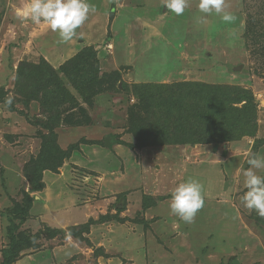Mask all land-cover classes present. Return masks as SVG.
I'll return each instance as SVG.
<instances>
[{"label": "rangeland", "instance_id": "obj_1", "mask_svg": "<svg viewBox=\"0 0 264 264\" xmlns=\"http://www.w3.org/2000/svg\"><path fill=\"white\" fill-rule=\"evenodd\" d=\"M90 1L98 21L80 26L82 44L77 40L70 52L60 47L65 59L56 50L47 61L49 41L35 39L40 23L17 18L19 0H0V150L15 154L5 153L0 166V259L9 243L7 216L25 191L34 199L19 230L40 233L39 246L22 250L13 264H264V218L240 200L249 151L264 155V0H225V11L236 17L230 24L201 13L198 0H188L181 16L166 10L164 0ZM88 46L96 52L98 77L114 70L121 77L119 90L92 95L90 106L81 95L90 92L85 80L74 83L60 73L61 80L42 86L48 71L38 84L28 77L42 60L57 70ZM134 85L154 98L182 85L191 94L187 104L197 102L205 114L214 109L218 91L231 97L247 91L255 118L233 130L230 141L129 148L135 138L128 132V109L139 100ZM52 114L61 116L54 126L60 148L81 140L57 172L43 171L44 187L33 192L23 166L41 149ZM66 116L85 123L66 126ZM222 149L230 154H219ZM188 179L202 185L205 201L191 224L169 209L171 190ZM102 216L108 218L100 222ZM52 229L60 233L49 238Z\"/></svg>", "mask_w": 264, "mask_h": 264}, {"label": "trees", "instance_id": "obj_2", "mask_svg": "<svg viewBox=\"0 0 264 264\" xmlns=\"http://www.w3.org/2000/svg\"><path fill=\"white\" fill-rule=\"evenodd\" d=\"M41 64L44 66L34 65L30 68L28 70V77L33 76L32 79L36 82L38 78L43 79L48 71L49 75L47 74V78L43 80L45 83L41 84L42 86H45L48 81L61 80L60 73L64 78L70 79L74 83H78L79 80H85L87 85H84L86 88L84 90L90 92H87V94L83 92L81 95L85 96L89 106L92 103L90 99L92 95L102 93L106 89L119 90L120 87L118 82L121 80V77L118 70L106 73L105 76L102 74L98 77L99 70L96 52L90 46L69 58L57 70L47 65L44 60H42ZM22 66L23 64L18 68L19 76L23 74ZM36 83L38 84V82ZM173 86L170 90L172 93L163 94L164 98H158V96L154 98L146 92H141L140 85L133 86L136 97L138 96L139 100L137 104L131 105L128 109V132L133 135L135 142L133 144L126 143V146L142 149L148 145L158 146L161 143L184 144L186 142L207 143L212 141H230L236 139L235 132L232 133L233 130L246 127L255 118L254 98L251 93L246 94L247 91H241L235 97H231V95L224 96L222 90L218 91L216 95L218 97L217 103L213 104L214 109H209L205 114V112H202L204 110L198 109L199 105H197V102V104H187L191 94L182 85ZM56 87H63L60 81L56 83ZM65 92L67 91L65 90ZM140 93L141 95L142 93L144 94L141 96ZM233 103H242V105L241 107H237L233 106ZM173 107L175 113L172 112ZM142 110L144 114H142ZM79 111L80 115L84 114V110L81 107H79ZM170 112L173 113L172 117L167 114L164 115V113ZM158 114L161 118L160 121L157 120L159 122L154 120ZM175 116L178 119L176 123L172 119ZM204 116H207V121H204ZM71 117H63L62 122L70 127L85 123L79 117L74 116L75 118L72 119ZM60 120V114L59 116L57 114L50 115L46 126L49 129V133L45 136L41 149L37 156L30 157L23 166V175L33 192L41 191L44 187L42 180L43 171L57 172L64 160L69 159L79 147L81 139L76 143L68 145L65 149L59 147L54 126ZM208 126L212 128L211 131L207 129ZM158 133H161L160 138L157 137ZM81 143H84V141ZM120 143L122 144L124 141L120 140ZM33 199V196L23 191L21 201L15 202L10 209L9 216H7L8 225L6 227L9 243L7 247L1 250L0 264H13L18 260L22 250L37 247V240L39 239L40 233H25L19 230V225L27 220ZM148 199L150 198L146 195L143 197L142 205L145 209L150 204L147 202ZM107 218V216L100 217V222ZM258 219H261V217ZM86 227L84 225L82 231ZM59 233L58 230L52 229L48 237H55ZM69 233L78 239L81 238L80 233L75 232L73 228L69 229ZM227 264L232 263L228 262Z\"/></svg>", "mask_w": 264, "mask_h": 264}, {"label": "clouds", "instance_id": "obj_3", "mask_svg": "<svg viewBox=\"0 0 264 264\" xmlns=\"http://www.w3.org/2000/svg\"><path fill=\"white\" fill-rule=\"evenodd\" d=\"M166 10L176 16L184 14L188 0H164ZM201 13L216 15L225 23L236 20L234 14L225 11V0H198ZM94 12V6L87 0H27L24 7L17 11L21 21L31 20L33 23L45 22L58 35V43H67L77 35L76 30ZM13 97L5 98V104L11 105ZM248 168L244 169L243 187L246 191L240 197L243 206L264 218V155L249 151L246 161ZM202 185L194 179H188L177 184L170 192L169 209L185 223L194 222L196 214L204 207Z\"/></svg>", "mask_w": 264, "mask_h": 264}, {"label": "crops", "instance_id": "obj_4", "mask_svg": "<svg viewBox=\"0 0 264 264\" xmlns=\"http://www.w3.org/2000/svg\"><path fill=\"white\" fill-rule=\"evenodd\" d=\"M87 2H88V0H87ZM27 3V0H19V3H15V5L13 6V8H15L16 9V12L18 11V10H20V9H22L23 7H24V5ZM90 5H92V6H94V8H95V11L94 12H91L90 11V13H89V16H88V19L82 24V25H84L85 23H88V24H91V25H93V24H96L97 23V21H98V15H99V10H97V8H96V4L95 3H93V1H90V2H88ZM99 4L100 5H102V0H99ZM97 10V11H96ZM39 33L38 34H36V38L35 39H38V38H40V43H43V41H41V39H43V38H45V40L46 41H49V43H48V45H50V47H49V49H48V47H47V49H46V51H45V53H43L44 54V56L43 57H45V56H47L45 59H47V61H49V58H52L53 59V57H51V56H54V54H55V51L57 50L58 51V53L60 54V56H61V59L62 60H64L65 58L64 57H62L63 56V54H64V52H63V50H62V52H60V47H64V48H66V52H70V50L72 51L73 49H76V45H78V44H82V42H80L81 40H78L77 38V35H76V37L74 38V39H72L71 41H69V42H67V43H58L57 41H58V35H57V33L56 32H53L49 27H48V25L45 23V22H40V24H39ZM82 30V28L81 27H79L77 30H76V32L77 33H80V32H83V31H81ZM84 33V32H83ZM52 34H53V36H52ZM40 35V36H39ZM45 36V37H44ZM48 36H50L51 37V39L50 38H48ZM78 40V41H77ZM76 41H77V43L78 44H76ZM83 41V40H82ZM72 43V45H69V44H71ZM47 44H46V46H48ZM42 54V53H41ZM59 56V55H58ZM0 74H1V71H0ZM1 77H2V75H0V79H1ZM1 85V84H0ZM2 141H0V143H1ZM169 147V146H168ZM229 147V146H228ZM170 149H172L171 147L169 148V150H168V152H170ZM229 150V149H228ZM228 150H224V149H222L221 151H220V153L219 154H230L229 153V151ZM4 150H3V148L0 150V166H2V168H4V165H3V163H5L4 162V160L5 159H2V157H3V155L5 154V153H7V154H9V155H12V156H14L15 154H10L11 152H9V151H6V152H3ZM173 154H178L177 152H175L174 151V153ZM15 157V156H14ZM2 170V169H1ZM7 195V192H6V194H5V196ZM151 196V195H150ZM149 208V207H148ZM146 210H147V208H146Z\"/></svg>", "mask_w": 264, "mask_h": 264}, {"label": "water", "instance_id": "obj_5", "mask_svg": "<svg viewBox=\"0 0 264 264\" xmlns=\"http://www.w3.org/2000/svg\"><path fill=\"white\" fill-rule=\"evenodd\" d=\"M106 141H108V140L106 139Z\"/></svg>", "mask_w": 264, "mask_h": 264}]
</instances>
